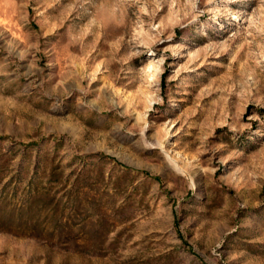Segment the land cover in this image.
I'll return each instance as SVG.
<instances>
[{
  "label": "rangeland",
  "instance_id": "obj_1",
  "mask_svg": "<svg viewBox=\"0 0 264 264\" xmlns=\"http://www.w3.org/2000/svg\"><path fill=\"white\" fill-rule=\"evenodd\" d=\"M0 264H264V0H0Z\"/></svg>",
  "mask_w": 264,
  "mask_h": 264
},
{
  "label": "trees",
  "instance_id": "obj_2",
  "mask_svg": "<svg viewBox=\"0 0 264 264\" xmlns=\"http://www.w3.org/2000/svg\"><path fill=\"white\" fill-rule=\"evenodd\" d=\"M2 222H4L5 224H11L14 222V217L13 216H9V217H5L3 219H0Z\"/></svg>",
  "mask_w": 264,
  "mask_h": 264
}]
</instances>
